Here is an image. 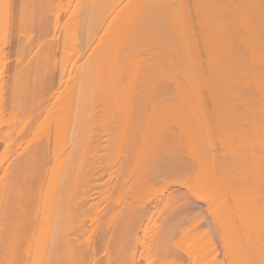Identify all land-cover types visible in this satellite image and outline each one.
Listing matches in <instances>:
<instances>
[{
    "label": "bare ground",
    "instance_id": "1",
    "mask_svg": "<svg viewBox=\"0 0 264 264\" xmlns=\"http://www.w3.org/2000/svg\"><path fill=\"white\" fill-rule=\"evenodd\" d=\"M145 262L264 264V0H0V264Z\"/></svg>",
    "mask_w": 264,
    "mask_h": 264
},
{
    "label": "rangeland",
    "instance_id": "2",
    "mask_svg": "<svg viewBox=\"0 0 264 264\" xmlns=\"http://www.w3.org/2000/svg\"><path fill=\"white\" fill-rule=\"evenodd\" d=\"M207 113H208V112H207ZM199 114L201 115V114H203V112H202V113L200 112ZM202 121H203V123H204V120H202ZM223 121H224V120H222V122H223ZM198 122H199V121H198ZM222 122H221V119H220V120H219V123H221L220 125H222V124H226V123H227V124L231 123V122L228 123V122H225V121H224L223 123H222ZM217 123H218V122H217ZM234 123H235V122H234ZM236 124H237V123H235L233 126H235ZM237 125H238V124H237ZM231 126H232V125H231ZM231 126H230V124H229V125H226L225 127L222 125V128L224 127L225 129H222V130H221V127H220V129H218V133H216L217 131L215 132L214 130H213L212 132H214L216 135H218V136L220 137V136H221V133H220V132L222 131V134H223L224 132L228 131L227 128H226V127H228V128L230 129L229 133H231V139H232V140L229 139V141H230V143H229V147H230V146H231V147L233 146V147L236 148V147L238 146V144H237V146H236V143H238V142H237L238 140H237V138L235 137L236 139H235V138H234V139H235L236 141H235V143H234V141H233V137H234V136H233V135H236V134L232 133V129H234V128H236V127H233V128H232ZM237 128H238V126H237ZM220 130H221V131H220ZM224 130H225V131H224ZM235 131L238 132L237 129H235ZM235 131H234V132H235ZM229 133H224L225 135H224V136L222 135L223 138L226 137V134L228 135ZM232 134H233V135H232ZM237 134H238V133H237ZM228 136H230V135H228ZM228 136H227V137H228ZM221 138H222V137H221ZM223 138H222V139H223ZM228 138H229V137H228ZM231 142H232V143H231ZM233 143H234V144H233ZM234 145H235V146H234ZM103 181H104V180H103ZM103 181H102V182H103ZM116 181H117V180H116ZM237 183H238V182H237ZM173 188H175V187H171V188L169 189V192L172 193V191H174V190L176 189V190L174 191V193H173L174 196H176V195L178 196V194H180L181 192H186V190H185L184 188H178V187L175 188V189H173ZM171 189H172V190H171ZM178 190H179V191H178ZM180 191H181V192H180ZM169 192H168V193H169ZM177 193H178V194H177ZM132 201H133V200H132ZM129 203H132L130 198H129ZM196 203H197V205L195 204L196 207H202V209H203V207H204L205 204H203V203H201V202H196ZM199 205H200V206H199ZM105 208H106V205H105ZM105 208H104L103 210H105ZM123 208H124V207H123ZM125 208H126V205H125ZM106 209H107V208H106ZM166 210H167V209H166ZM107 211H108V210H107ZM107 211L105 210V213H107ZM169 211H170V210L164 211V213H162V215H160L159 217H157V218L155 219L156 221L154 220L155 223H154V221L152 222L153 224L151 223V225L153 226L152 228H153L154 230H156V228H158V227H159V228H162V227L165 228V227H166V225H165V221H166V223H167V220H168V221H171V220L169 219V218H170V215H168V214H166V217L169 216V218L166 219V220L163 219V218H165V216H164L165 213H169ZM103 212H104V211H102V213H103ZM105 213H103V214H105ZM161 216H162V217H161ZM163 216H164V217H163ZM222 216H225V215H222ZM158 218H159L160 220H163V221H160ZM220 218H221L220 220L218 219V221H219V223H220L219 225H221V223H222V224L224 223V225H226V224H225L226 219H225V221H224V220H223L224 217H223V218L220 217ZM225 218H226V216H225ZM221 220H223V221H221ZM156 222H157V223H156ZM159 223H160V224H159ZM170 223H171V222H170ZM170 223H169V224H170ZM158 224H159V225H158ZM161 224H163V225H165V226H162ZM227 224H228V223H227ZM167 226H168V225H167ZM222 226H223V225H222ZM226 226H229V224L226 225ZM226 226H225V227H226ZM159 228H158L157 230H160ZM223 228H224V226H223ZM226 228H227V227H226ZM187 241H188V240H187ZM189 241H190V240H189ZM190 242H191V241H190ZM182 243H183V242H182ZM184 243L187 244V242H184ZM184 243H183V244H184ZM183 244H181V245L183 246ZM186 244H185V245H186ZM190 245H192V244L189 243V246H190ZM186 246H188V245H186ZM186 246H184V248L182 247V249H185ZM190 248H191V246H190L188 249L190 250ZM194 249H195V248H194ZM194 249H193V245H192L191 250H194ZM172 250H173V248H172ZM178 250H179V249H178ZM153 260H154V259H153ZM145 264H148V263L145 262Z\"/></svg>",
    "mask_w": 264,
    "mask_h": 264
}]
</instances>
